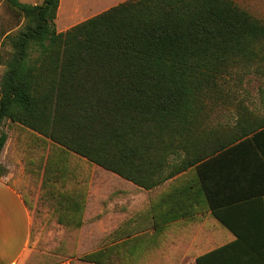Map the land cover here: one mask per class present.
I'll list each match as a JSON object with an SVG mask.
<instances>
[{
    "label": "trees",
    "instance_id": "1",
    "mask_svg": "<svg viewBox=\"0 0 264 264\" xmlns=\"http://www.w3.org/2000/svg\"><path fill=\"white\" fill-rule=\"evenodd\" d=\"M3 1L20 28L6 37L0 155L9 122L37 136L46 177L77 159L151 190L192 168L202 181L204 161L264 132L233 100L246 77L264 81V21L235 0H127L64 32L61 0Z\"/></svg>",
    "mask_w": 264,
    "mask_h": 264
},
{
    "label": "crops",
    "instance_id": "2",
    "mask_svg": "<svg viewBox=\"0 0 264 264\" xmlns=\"http://www.w3.org/2000/svg\"><path fill=\"white\" fill-rule=\"evenodd\" d=\"M263 153L264 132H257L204 161L202 181L192 168L151 190L96 165L50 177L76 188L62 200L60 219L108 237L104 250H118V264H256L264 252ZM14 184L0 175V264H27L32 252L33 214Z\"/></svg>",
    "mask_w": 264,
    "mask_h": 264
},
{
    "label": "rangeland",
    "instance_id": "3",
    "mask_svg": "<svg viewBox=\"0 0 264 264\" xmlns=\"http://www.w3.org/2000/svg\"><path fill=\"white\" fill-rule=\"evenodd\" d=\"M21 1L27 4L42 3V0ZM124 1L127 0H61L56 19L57 31L64 32ZM235 1L241 8L264 21V0ZM19 23L10 8L0 0V81L10 53L6 37L18 32ZM233 93L236 94L234 102L246 103L259 115L264 114V81L258 76L246 77L242 84L233 89ZM3 131L8 134L9 140L0 157V175L6 174L10 182L15 183L33 214L30 264L85 263V257L94 253L106 254L108 260L105 264H118V250H104L108 237L89 234L87 229H72L60 219L57 211L60 206L63 207L62 200L69 194L73 195L76 188L68 187L63 182L55 183L50 175L46 177L43 168L45 157H41L47 151L43 153L37 136L9 122L4 124ZM78 165L77 159H72L69 168ZM7 166H10L9 170Z\"/></svg>",
    "mask_w": 264,
    "mask_h": 264
}]
</instances>
